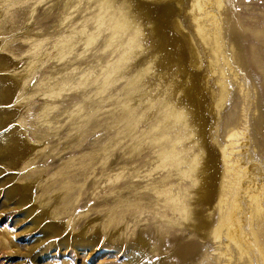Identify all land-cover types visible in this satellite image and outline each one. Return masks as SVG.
Here are the masks:
<instances>
[{"label":"rangeland","instance_id":"374dc122","mask_svg":"<svg viewBox=\"0 0 264 264\" xmlns=\"http://www.w3.org/2000/svg\"><path fill=\"white\" fill-rule=\"evenodd\" d=\"M110 1L0 0V264H226L222 167L203 199L183 163L219 161L241 124L264 167V0L212 4L219 49L211 19L197 32L198 0ZM173 146L178 166L161 158Z\"/></svg>","mask_w":264,"mask_h":264},{"label":"bare ground","instance_id":"6f19581e","mask_svg":"<svg viewBox=\"0 0 264 264\" xmlns=\"http://www.w3.org/2000/svg\"><path fill=\"white\" fill-rule=\"evenodd\" d=\"M25 1L26 0H19L18 3L24 4ZM98 1L101 2L103 0H96V2ZM104 1V5L99 3L101 8L103 5L104 7L106 6L108 10V8L113 6V2L110 0ZM212 4H214V7L216 6L215 8L221 7L220 0L197 1L195 5V14H198L199 18L194 20V24L197 32L204 37L205 35H203L200 28L201 24L199 23L203 19L206 21L211 19L215 25L214 45L219 49L223 46V28L222 25H219L220 22H217V19H215V15L212 14V10L210 9L213 8ZM120 27L119 23L116 22L115 28L120 29ZM89 41H91V37L87 38L86 43L89 44ZM32 51H35V49ZM67 51L69 52V49ZM41 56L38 54L36 58H32L33 60L30 61L28 70H26L27 75L30 76L32 69L38 66V59L42 58ZM39 62L42 63V61ZM0 64L6 67L4 65L7 63L4 58H0ZM13 72L16 71L14 70ZM27 75L26 77H28ZM22 77L23 76L18 78L21 80H19L20 82H23L26 78ZM2 80L3 79H0V81ZM24 86L25 85H22V87ZM224 91L227 93L226 87ZM223 100L224 97H222L221 102H223ZM169 116L176 120L183 118L182 114L174 111H171ZM245 134V128L243 126L241 127V124L240 126H232L226 131L224 143L219 145V161L214 154L215 156L212 155L208 160H201L200 162V158H202L203 154V150H201L198 154L191 156L188 162L183 163L188 164V169L182 173L188 174L191 178L195 173V178L191 180V183L193 186L200 183L203 199L209 198L210 185L209 182H207L208 178L210 177L214 184L215 175L219 168L218 162L222 167L217 187L219 195L216 201L217 203L214 206L218 222L212 226V241H214L215 244H219L225 250V252L217 254L220 258H228L226 264H233L234 260L238 261V264H264V247L259 239L261 233L264 232V167L254 161L253 157L255 156L250 153H244V147L247 146V135ZM168 154L177 160V155L179 153L175 151V147L173 146L169 152L163 153L161 158L168 162ZM176 160H173V163H177V166L182 163H178L179 160ZM189 173L192 174V176H190ZM150 188L151 185H149V189ZM155 190L156 187H152V191L158 194ZM160 194L164 195L163 204H167V206L172 209V212L178 214L181 219L187 220L186 207L182 205L178 198L170 195L168 191L164 190ZM51 228L53 232L57 231L55 225L51 226ZM190 228L191 224H189V229ZM90 244H92V242H89V245ZM82 245H78L82 250L89 246ZM190 251H194L193 246H186L183 248L182 255L185 256V254L190 253Z\"/></svg>","mask_w":264,"mask_h":264}]
</instances>
